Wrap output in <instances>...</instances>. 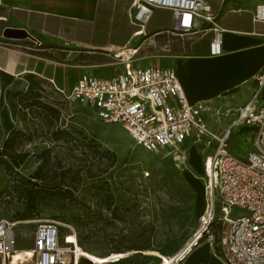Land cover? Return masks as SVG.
I'll use <instances>...</instances> for the list:
<instances>
[{
	"label": "rangeland",
	"instance_id": "rangeland-1",
	"mask_svg": "<svg viewBox=\"0 0 264 264\" xmlns=\"http://www.w3.org/2000/svg\"><path fill=\"white\" fill-rule=\"evenodd\" d=\"M256 3L231 0L220 11V25L227 30L222 48L227 45L225 38L234 36L230 30L264 32V23L252 22ZM229 4L243 11H227ZM125 16H120V23L131 27ZM170 26V13L156 10L145 35L133 38L131 32L121 44L124 37L115 34V44L109 45L126 47L124 59L130 48H138L133 64L141 68L177 71L179 62L192 56L187 47L198 42L202 48L208 46V51L199 52L210 57V35L199 41L165 34L153 37ZM220 97L222 110L205 112L212 133L230 123L240 104L231 94ZM253 136L248 127L234 128L228 150L244 158ZM5 141L7 145H2ZM186 145L178 152L145 153L121 127L101 123L41 78L9 80L0 73V152L10 164L21 162L11 172L0 169V220L26 222L15 228L19 249L31 245L36 221L53 220L74 229L78 224L77 248L84 254L81 260L90 264H186L199 246L209 247L214 255L211 264H222L216 240L221 213L215 214L208 233L201 228L209 200L204 168L213 146ZM28 191L36 195L34 216H27ZM242 213L232 209L230 218ZM198 235L193 247L183 249Z\"/></svg>",
	"mask_w": 264,
	"mask_h": 264
},
{
	"label": "built area",
	"instance_id": "built-area-1",
	"mask_svg": "<svg viewBox=\"0 0 264 264\" xmlns=\"http://www.w3.org/2000/svg\"><path fill=\"white\" fill-rule=\"evenodd\" d=\"M226 1L229 0H130L126 16L136 27L134 38L139 33L145 35L156 10L167 11L171 15L170 29L155 36L165 34L199 41L210 35V56H218L222 35L226 33L219 16ZM255 1L252 22L264 23V0ZM6 22L0 14V24ZM33 43L41 46L38 41ZM130 49L131 55L126 59L115 55L123 64L121 72L110 79L81 76L64 97L88 109L101 123L121 127L145 153L178 152L187 140L212 144L213 154L204 168L209 200L202 231L208 233L219 211L222 216L217 252L224 264H264V71L255 79L249 101L235 110V120L217 134L208 129L203 119L209 108L187 101L173 69L135 67L133 58L138 48ZM238 126L254 132L252 150L244 159L227 148L231 130ZM232 209L244 213L230 218ZM25 223L0 220V264L80 263L73 226L53 220L36 221L31 245L19 249L15 246V228ZM199 238L198 235L183 249L193 247ZM210 239L212 242L213 237Z\"/></svg>",
	"mask_w": 264,
	"mask_h": 264
},
{
	"label": "crops",
	"instance_id": "crops-1",
	"mask_svg": "<svg viewBox=\"0 0 264 264\" xmlns=\"http://www.w3.org/2000/svg\"><path fill=\"white\" fill-rule=\"evenodd\" d=\"M98 1L0 0V14L7 19L6 23L0 24V73L9 80L37 76L64 95H69L81 76L110 79L121 72L123 64L115 55L116 52L120 56L126 54L128 49L93 42ZM230 1H226L222 9ZM226 9L243 11L233 9L231 4ZM5 29L22 30L28 38L5 39L2 37ZM230 31L234 36L225 38V48H222V40L220 57L213 59L208 53L199 52L203 48L198 42L187 47V53L192 56L179 62L175 72L191 105L203 106L212 112L218 111L217 108L222 110L219 106L223 103L220 97L223 94H231L239 100L236 109L249 101L255 79L264 71V37L260 36L264 32ZM159 32H154L153 37ZM33 41H38L41 46L36 47ZM206 115L203 113V119ZM235 118L234 113L233 119L221 132ZM185 143L187 147L196 144L191 140ZM211 149L206 157L212 156L213 147ZM201 256L204 261H196ZM213 256L208 246H199L186 264L193 261L211 264Z\"/></svg>",
	"mask_w": 264,
	"mask_h": 264
},
{
	"label": "trees",
	"instance_id": "trees-1",
	"mask_svg": "<svg viewBox=\"0 0 264 264\" xmlns=\"http://www.w3.org/2000/svg\"><path fill=\"white\" fill-rule=\"evenodd\" d=\"M128 4H129V0H99L98 1L96 17L93 27V36H92L94 43L100 45L115 44L114 39H115V34H117L118 36L124 37V40L121 42V44H124L128 39L130 33L136 31V27L134 26L130 27V25H128L127 22L121 24L119 21L121 15L123 17L125 16V9ZM207 36L208 35H206L203 39L207 38ZM207 47L208 46H203V49L206 50ZM10 134H12V131H10ZM2 145H7V141H5ZM5 156L6 155L0 152V169H2L5 172L6 171L11 172L13 168L15 169L19 168L21 162L13 161L14 163L10 164V162ZM19 158L21 157L17 156V159ZM29 184L30 183H28V185ZM109 200H111V198H109ZM26 203H27L26 206L28 212L27 216H34L37 206L36 195L34 192L32 191L27 192ZM78 227L79 225L77 224L75 228V232ZM83 263L90 264L87 261L80 260L79 264H83Z\"/></svg>",
	"mask_w": 264,
	"mask_h": 264
},
{
	"label": "water",
	"instance_id": "water-1",
	"mask_svg": "<svg viewBox=\"0 0 264 264\" xmlns=\"http://www.w3.org/2000/svg\"><path fill=\"white\" fill-rule=\"evenodd\" d=\"M2 37L5 39H17V40H23L28 38V35L26 32L22 30H17V29H5L2 33ZM179 253L175 255L178 256ZM174 257V258H175Z\"/></svg>",
	"mask_w": 264,
	"mask_h": 264
},
{
	"label": "bare ground",
	"instance_id": "bare-ground-1",
	"mask_svg": "<svg viewBox=\"0 0 264 264\" xmlns=\"http://www.w3.org/2000/svg\"><path fill=\"white\" fill-rule=\"evenodd\" d=\"M76 253H77V255H78L79 257H82V256L84 255L83 252L77 248V246H76ZM91 263H92V262H91ZM169 263H170V262H169ZM169 263H167V264H169ZM170 264H171V263H170Z\"/></svg>",
	"mask_w": 264,
	"mask_h": 264
}]
</instances>
